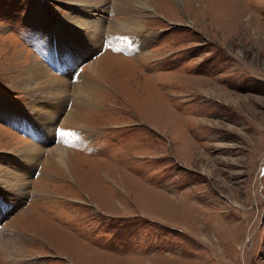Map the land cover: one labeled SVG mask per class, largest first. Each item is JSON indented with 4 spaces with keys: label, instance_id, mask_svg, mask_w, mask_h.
<instances>
[{
    "label": "rangeland",
    "instance_id": "obj_1",
    "mask_svg": "<svg viewBox=\"0 0 264 264\" xmlns=\"http://www.w3.org/2000/svg\"><path fill=\"white\" fill-rule=\"evenodd\" d=\"M71 1L0 0V107L30 104L13 65L42 60L28 17L57 24ZM144 1L145 52L105 43L74 66L93 101L54 125L81 132L69 171L46 150L26 174V119L0 118V233L35 264H264V0Z\"/></svg>",
    "mask_w": 264,
    "mask_h": 264
},
{
    "label": "bare ground",
    "instance_id": "obj_2",
    "mask_svg": "<svg viewBox=\"0 0 264 264\" xmlns=\"http://www.w3.org/2000/svg\"><path fill=\"white\" fill-rule=\"evenodd\" d=\"M68 10L70 13H64V17L57 24L45 15L35 16L33 12L28 17L36 31V44L42 48V60L33 59L28 63L26 53L22 56L19 54L13 65L23 63L19 66L21 68L18 71L21 75L17 74L15 84L27 92L30 104L23 112L13 109L8 102H3L0 107L2 119L11 114L5 120L14 121L17 125L20 120L26 119V122L18 126L25 128L33 143L17 148L25 158L24 163L29 164L26 174L31 170L30 164L38 161L39 154L46 150L49 154L46 162L53 161L69 171L68 154L63 140L73 138L81 132L79 129L70 131L68 133L74 135L65 137H61L59 132L55 137L54 125L63 115H67V119L73 116L75 110L66 107L70 99L79 102L93 101L92 83L80 75L75 80L72 79L75 64L82 60V57H91L105 43L120 49L132 48V51L137 53L145 52L146 44L152 37V32L146 31L142 22L144 13L141 11L148 10L144 0H72L68 3ZM107 13L111 14L112 18H105L104 15ZM106 32L107 38L131 35L135 37V41L111 43L105 39ZM100 62L101 59L92 60L88 69L95 72ZM54 71L58 72L57 77L52 75ZM49 76L53 78L46 80ZM3 177L16 192H22L25 188V176L5 174ZM7 230V234L0 233V251L12 255L14 264H35L31 259L15 256L13 247L19 243V235Z\"/></svg>",
    "mask_w": 264,
    "mask_h": 264
},
{
    "label": "snow or ice",
    "instance_id": "obj_3",
    "mask_svg": "<svg viewBox=\"0 0 264 264\" xmlns=\"http://www.w3.org/2000/svg\"><path fill=\"white\" fill-rule=\"evenodd\" d=\"M61 137H65V136H72V135H74L73 133H68V132H61L60 134H59Z\"/></svg>",
    "mask_w": 264,
    "mask_h": 264
}]
</instances>
